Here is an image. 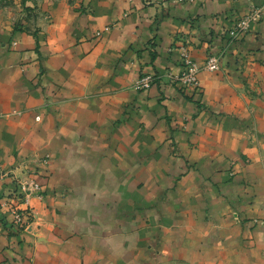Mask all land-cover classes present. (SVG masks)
<instances>
[{
    "label": "crops",
    "instance_id": "1",
    "mask_svg": "<svg viewBox=\"0 0 264 264\" xmlns=\"http://www.w3.org/2000/svg\"><path fill=\"white\" fill-rule=\"evenodd\" d=\"M263 5L0 0V199L23 166L44 195L27 229L0 209V264H165L207 245L264 264V224L248 226L264 222V13L224 35ZM183 38L198 66L225 53L200 95L167 77ZM147 74L161 82L128 89ZM229 158L252 165L227 183L212 166Z\"/></svg>",
    "mask_w": 264,
    "mask_h": 264
},
{
    "label": "rangeland",
    "instance_id": "2",
    "mask_svg": "<svg viewBox=\"0 0 264 264\" xmlns=\"http://www.w3.org/2000/svg\"><path fill=\"white\" fill-rule=\"evenodd\" d=\"M31 13H34L32 10L30 11ZM35 15H38L37 13H35ZM46 20H49V17H46ZM109 30V27H105L103 29L102 32H107ZM226 34V32L224 33V35ZM101 35V32L97 31L95 33V36L98 37ZM228 37V35H226ZM225 36V37H226ZM245 37V36H244ZM243 37V38H244ZM228 41L229 42H238L240 39L235 40V39H230L228 37ZM189 40L188 39H180V45L176 47V50H178V54H179V65H180V72L178 75L176 76H172L167 74V77H170V80H174L175 82H178L179 84H181L183 87L185 88H193L194 89V93L197 95H200V92L197 90L199 88V82H198V86L193 87V86H187L184 85L182 83L181 76L182 73H185L186 71V66L184 61L181 58V52L179 50H181V48L185 49L187 51L189 60L191 61V63H193L195 65V68L197 69V75L201 72V71H207V72H211V73H221L222 69L224 68L223 65V58H224V51L223 49L216 52V53H209L206 55L205 57V61L202 63V65L198 66L191 58H190V54H189ZM216 55V57L218 58L219 61V70L217 71H209L206 70L205 68L207 67V63H208V59L210 56ZM147 78L149 81V86L145 89H137L136 88V83L139 82L141 79ZM198 80V78H197ZM161 82V77L159 76H155V75H141L139 77H137L135 80L132 81V83L128 86V89L136 92V93H140L143 91L148 90L153 84L155 83H160ZM250 91V96H252L253 94ZM206 108L204 107V110ZM230 119H234L231 116H228ZM227 117V118H228ZM223 118V117H222ZM228 119H226L227 121ZM235 120V119H234ZM255 129L251 126V125H246L245 129L242 133L243 139L245 141L248 142H252L255 140ZM48 161L47 157H44L41 159V163H39V165L41 164H47L46 162ZM44 162V163H43ZM38 165V163H37ZM252 165V161H250L249 159H244L243 161H239V159H234V158H229L228 161H226L224 164H222L221 166L222 169L219 170V166L220 163H215L212 168L215 172V170L217 171L218 174H223L226 176V181L227 183L233 181L234 179H237V177H239V174H242L243 170L245 168H247L248 166ZM24 169L21 171V176L19 177H14V180L12 181V189L9 192V194L3 195L6 198L0 199L2 201H0V209L6 211L5 213L8 214V218H10V221L12 224L17 225L19 228L22 229H27L28 226L33 223L34 221L38 220V215L35 212V209L32 207L31 205V201L32 199L37 200L39 202H43L44 199V195L42 194L41 191V186L38 185V182L35 180V178L30 177V175H32L31 173H29L26 169L25 166H23ZM22 167V168H23ZM190 167V166H187ZM35 176H36V172ZM213 178L215 177L214 175L212 176ZM226 183V182H225ZM220 183L217 187H221ZM35 186L37 188H35ZM228 186V185H227ZM228 190V188L226 189ZM20 209V210H18ZM19 211V212H18ZM17 213L20 215L19 219L20 221L17 220ZM253 224H259V225H263L264 222L263 221H250L248 223V226H254ZM204 245L203 243L201 244H197L196 248L199 250H201L202 252H204ZM206 251L208 252V254L202 253L201 258L196 259L195 261H188V260H174V261H168V263L165 264H254V260L252 258H249L250 255H244V258H238L236 259L234 256L228 255V257H225L223 254V251L220 250L219 248H217L215 245H207L206 246ZM209 251H213L212 255H209ZM205 255H209L208 257H205ZM154 258V257H153ZM151 264H157L156 261H152Z\"/></svg>",
    "mask_w": 264,
    "mask_h": 264
},
{
    "label": "built area",
    "instance_id": "3",
    "mask_svg": "<svg viewBox=\"0 0 264 264\" xmlns=\"http://www.w3.org/2000/svg\"><path fill=\"white\" fill-rule=\"evenodd\" d=\"M178 3H184V4H193L199 0H175ZM264 13V5L259 8H251L246 13H244L240 18H238L235 23L231 26V28L226 32L228 37L230 39H242L244 36L247 35L249 31V27L253 23H257L262 15ZM181 52V58L185 63L186 71L185 73H182L181 81L184 85L187 86H198V80H197V69L195 68V65L191 63L189 60L187 51L183 48L179 50ZM209 71H217L219 70V61L216 55L210 56L208 59L207 67L205 68ZM149 86V81L147 78L141 79L139 82L136 83L137 89H145ZM36 120L38 121L39 118L36 117ZM35 188H37L35 186ZM20 210V209H18ZM19 212V211H18ZM20 215L17 213V220L19 219Z\"/></svg>",
    "mask_w": 264,
    "mask_h": 264
}]
</instances>
